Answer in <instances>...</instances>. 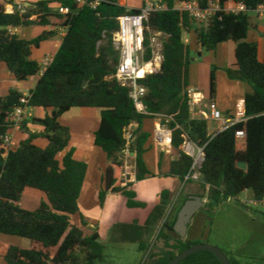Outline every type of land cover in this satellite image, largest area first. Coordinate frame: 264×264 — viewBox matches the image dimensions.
Returning a JSON list of instances; mask_svg holds the SVG:
<instances>
[{"label":"trees","instance_id":"trees-1","mask_svg":"<svg viewBox=\"0 0 264 264\" xmlns=\"http://www.w3.org/2000/svg\"><path fill=\"white\" fill-rule=\"evenodd\" d=\"M163 1L168 9L152 13L146 23L151 31L167 35L163 41L161 71L140 79L147 88L143 102L148 113L136 109L130 88L114 76L120 60L114 34L119 30L118 17L128 11L118 0H107L96 9L78 7L76 0H40L24 11L15 8L13 12H7L5 4L0 3V61L19 81L39 75L42 67L33 59L32 50L55 36L56 31L44 30L35 38L27 39L12 33L10 28L42 25L67 29L52 62L40 75L35 88L29 91L31 106L52 110L44 118L33 119L45 127L44 132L27 131L23 121L21 128L28 132V137L14 147L6 148L3 137L12 126V113L23 93L11 89L6 96H0V235L15 236L27 242L7 244L3 248L1 256L6 264H99L105 261L100 225L85 235L88 223L83 215L78 224L72 223V216L80 212V196L88 172V163L74 157L70 128L60 121L61 116L72 108L96 107L101 110L94 142L108 159L99 192L102 209L110 194L123 196L130 211L147 207V203L137 199L134 181H126L122 176V151L127 144L125 132L136 123L138 126L133 130L128 146L136 154V180L155 176L144 159L152 135L144 130L143 123L158 114L164 115L162 121H168L173 129V147L179 149L178 157L169 164L167 176L175 178L180 185L191 171L194 159L180 148L186 133L195 143L205 146V159L200 169L203 191L199 193L208 200L205 206L214 207L224 199H236L246 190H252L257 199L264 198V60L259 58L258 44L248 40L252 28L250 13L264 0H233L245 4L247 11L220 12L198 25L187 13L173 8L177 0ZM209 1L199 0L201 7H206ZM53 2L69 7L71 12L60 13L52 7ZM131 12H139V9L133 8ZM185 33L193 34L199 56L202 50L213 51L222 42L235 43L236 67L225 70L229 78L244 81L252 87L244 97L246 123L212 135L207 119L192 117L184 92L189 85L191 50L190 41L188 44L183 42ZM145 44L148 46L146 59H149V31ZM216 70L213 66L211 99L216 94ZM241 128L246 131L244 150L236 147L235 132ZM38 137L47 138L48 145L42 148L35 144ZM239 161L245 162L247 168L239 167ZM27 188L41 191L47 200L34 210L22 207L21 197ZM173 197L174 192L170 189L162 190L158 203L145 214L144 225L136 220L128 225L117 224L124 235L139 242L141 251L149 249L145 236L150 233L151 224L165 215ZM187 198L182 199L173 217H167L161 227L157 241L164 242V249L148 255L155 258L154 264H169L178 253L197 243L193 240V231L198 217L189 226L186 238L174 230L178 211ZM198 215L207 222L204 212ZM230 260L233 264H241L237 259ZM179 264L222 263L211 251L202 250Z\"/></svg>","mask_w":264,"mask_h":264},{"label":"crops","instance_id":"crops-1","mask_svg":"<svg viewBox=\"0 0 264 264\" xmlns=\"http://www.w3.org/2000/svg\"><path fill=\"white\" fill-rule=\"evenodd\" d=\"M11 1L12 2H4L3 0H0V3L5 4V8L7 12H13L15 10L16 5L24 4L29 6L40 0H11ZM145 2L146 0H118V3L120 5L125 6L128 9L140 8L141 6L144 5ZM53 8L56 10L55 7ZM258 20H260V18H258ZM198 24L199 23H196L195 25ZM258 27H259L258 22L252 23L251 29L258 30ZM44 30H55L56 35L48 40L43 41L39 47H34L32 50L33 59L38 61L41 67L43 65V62L47 58L49 57L53 58L54 55L57 53V51L59 50L62 44L63 37L66 34L67 29L56 28L53 26H42V25L10 28V31L12 33L18 34L20 37L27 39L35 38L36 36L40 35ZM187 36L190 40V43L193 42V45H196L195 41H193L195 39L193 34L189 33L187 34ZM196 48L198 52L199 48L197 47V45ZM201 57H203V50ZM259 58L261 60H264V52L260 54V48H259ZM213 66L217 67L216 70L217 81H216V94L211 99L210 76ZM235 67H236V55H235V43L233 41H226L220 43L215 50L208 51L207 55H205L204 60L200 61L197 64L193 63L190 65L188 86L195 87L200 92V96L204 97V99L200 104L191 107V115L193 118H199L201 111H209V107H208L209 104H213L217 109L220 108L221 110H223L224 112L222 111L221 112L225 116L234 115L237 104L240 101H244L245 94L252 89V87L248 83L241 80L231 79L227 76V73L224 72V70L227 68H235ZM40 75H42L41 71L39 75L32 76L31 78L25 81H19L10 72L7 65L4 62L0 61V96H6L11 89H18L19 91L20 89H22L23 92H29L31 89L35 88ZM90 108L91 107H82L81 111L80 110L77 111V109L80 108H72L71 110L63 114L60 118L61 123L64 118L67 119L62 124L70 128L71 131L70 147L74 149V157L76 159L79 158L78 160L85 161L86 163H88V172L81 191L80 202L82 198H84L85 200L92 199L95 202L97 201V198H99L102 178L108 164L106 153L101 148L96 146L94 142L95 131L98 129L100 125L101 110L97 108V110H94L95 111L94 114L90 112V115L94 116V118L83 116L85 114V110H88L87 112L89 113ZM51 111H52L51 109L33 107L32 115L26 117L24 120L26 122V126L28 129L27 131H31L34 133L44 132L45 127L42 124L35 122L33 119L44 118L47 114H50ZM207 120L209 123L210 134L215 135L222 130V123L220 121H213L211 119H207ZM159 121L160 118L155 117L151 119H146L143 123L144 130L150 132L152 135L150 138L152 140L150 139L149 140L152 143L154 142V144H149L148 141L147 146H148V151L152 150L153 158L157 165V170L154 173L155 176H151L140 181H137L135 179L133 186L137 192V199L147 203V205L155 204L157 202L158 195L161 193L162 190L170 189L171 191H174L179 186L175 178L167 176L169 164L172 160L178 157L179 149L172 147L170 151H165L155 140L154 130L156 128V125L159 123ZM84 123H85V128L83 130L82 126L84 125ZM131 126L133 127L132 129L134 130L137 128L138 125L136 123H133L131 124ZM11 134L15 139V141L17 142V144L21 140L27 138L29 135L28 132H26L22 128L13 129L11 131ZM236 147L238 150H244L246 148V141L244 140L238 141L236 143ZM170 153L174 154L173 158L169 156L171 155ZM27 190L28 189H26L25 191ZM112 198H117L119 204L123 203L122 206L124 208L123 207L121 208L123 212L119 208V210L121 211L118 214L120 221L117 220V222H111L110 223L111 229L113 228V226H115L118 223L119 225H124V224L128 225V224H132L135 220L136 221L139 220L138 223L140 225H143L145 223L144 219H146V215L143 211H141V209L144 208L135 209L134 210L135 215L131 217V219L129 220L127 214L129 215L128 211L130 210L126 206V199L121 195H114V194L109 195L103 210L102 208L100 209L98 218L100 219L103 218V214L108 205V201L112 200ZM92 204L94 205L93 202L89 205ZM164 213L165 215L163 217L157 219L158 221H155V224L157 225L156 227L158 226L160 227V223H162V221L164 220L167 211L165 210ZM167 215L169 216V213ZM166 219L163 221V223L166 221ZM98 224L100 225L101 231L102 229L103 230L108 229L106 223L103 224L101 220ZM120 234H121L120 236L126 237V235H124L123 233ZM9 238L10 237H8V235H4V234L0 235V264H6L4 258L1 256V253L3 248L7 244H16V245L27 244V242L21 238L18 237L16 238L12 237L10 239ZM103 239L104 237L102 233V240Z\"/></svg>","mask_w":264,"mask_h":264},{"label":"built area","instance_id":"built-area-1","mask_svg":"<svg viewBox=\"0 0 264 264\" xmlns=\"http://www.w3.org/2000/svg\"><path fill=\"white\" fill-rule=\"evenodd\" d=\"M107 0H76L78 7L89 6L96 9L101 3ZM28 6L24 4L16 5L24 11ZM174 9L187 13L196 23L204 21L206 18L212 17L220 12L225 13H240L246 12L247 7L243 3H235L233 0H228L222 3L220 0H210L206 7H201L199 0H177ZM133 8L118 17L119 30L114 34L115 47L120 51V60L116 68L115 77L123 85L130 88V96L134 101L136 109L141 113H148L143 99L147 93V88L140 79L145 78L149 74L158 73L162 69L164 60L163 41L167 35L161 31H151L147 26V22L152 13L162 10H167L168 5L163 0H146L139 12H131ZM57 10L60 13L67 14L71 10L69 7L59 6ZM256 17L264 18V3L258 5L252 12ZM147 31L150 32L149 48L151 56L146 59L148 46L145 44L147 39ZM160 37L162 40H160ZM189 38L185 33L183 42L189 43ZM53 58H47L42 65L41 72L50 65ZM19 105H17L12 113V126L3 137V145L6 148L14 147L17 142L13 138L11 131L21 128L26 117L32 115L33 106L29 104V92H23ZM185 94L188 97L190 107H194L202 102L204 97L200 96V92L195 87H186ZM209 111H201L199 118L211 119L222 123V130L239 123H246L248 116L246 114L245 100L237 104L234 115L225 116L213 104H209ZM161 114L159 123L154 130L155 140L165 150L170 151L173 147V129L169 126L168 121H162ZM179 127V126H177ZM237 142L240 140L246 141V131L244 128L237 129L235 132ZM127 144L122 151L123 173L122 176L126 181H134L136 179V154L128 149V146L133 138V129L130 127L125 132ZM184 141L181 149L192 156L194 161L191 171L185 178L187 180H201V167L205 159V146H200L195 143L188 134H183ZM135 160V162H134ZM240 199V198H239ZM246 205H264V198L257 199L254 194L251 197L240 199Z\"/></svg>","mask_w":264,"mask_h":264},{"label":"rangeland","instance_id":"rangeland-1","mask_svg":"<svg viewBox=\"0 0 264 264\" xmlns=\"http://www.w3.org/2000/svg\"><path fill=\"white\" fill-rule=\"evenodd\" d=\"M52 6L57 9L59 7V3L53 2ZM250 16L252 23L258 22L259 27L258 30L251 29L249 31L248 40L251 42H256L260 48V54H262L264 52V18L258 20L254 13H250ZM160 40H162L161 37ZM190 47L189 67L193 63L197 64L204 60L205 55L208 53V51L203 50V57H201L198 55L196 45H193V42L191 43ZM224 72L227 73L226 70H224ZM78 110L81 111V108L77 109V111ZM89 110V113L87 112L88 110H85V114L83 116L94 118V116L90 115V112L94 114V110H97V108L91 107ZM219 110L224 112L220 108ZM65 120L67 119L64 118L62 123ZM82 127L84 130L85 123ZM150 140L149 144H154V142L152 143ZM34 143L44 148L48 145L49 141L45 137H40L34 140ZM170 154L171 155L169 156L173 158L174 154ZM144 159L149 170L155 173L157 170V165L154 161L152 150L146 152ZM27 189L28 190L24 191L21 197L20 202L22 207L29 210H34L41 204L43 200H47L45 194L41 191L33 188ZM202 191L203 188L201 186L200 180H192L187 183L184 182L180 184L173 191L174 200L167 207L168 209H166L167 213L164 220L167 217H173L172 215H174L177 211V207L182 199L188 197L191 194L199 195V193ZM251 196H253L252 190H246L243 191L236 199H224L222 202H220V204L214 207L204 206L201 208L198 214L200 212H204L208 220L207 222H204V218L201 217V215L197 216L198 221L193 231V240L197 243H208L219 247L227 254L229 259H237L241 264H264V205H246L240 200ZM98 199L99 198H97V201L95 202L92 199L85 200L82 198L80 202V212L72 216V223L74 224L79 223L81 215L84 216L88 223L87 227L85 228V235L91 234L100 220L103 222V224L106 223L108 229H111V222H117V220L120 221L118 214L122 211L121 208L123 207V203L119 204L117 198H112V200L108 201L103 218L100 219L98 218V215L101 208L98 203ZM203 199L206 202L208 201L207 198ZM92 202L94 205H89ZM156 203H158V198ZM155 204L152 205L154 206ZM152 205H147V207L141 209V211L147 214L150 211ZM128 213L129 215L127 214V216L130 220L131 217L135 215V212L132 210L128 211ZM168 213L170 216L167 215ZM163 221L160 223V227L158 226L159 229L156 227L157 225L155 222L154 224H151L152 229L150 233L145 236V240L149 244V249L146 252L139 249V242L133 241L132 237L120 236V233H122L123 229L118 226L119 223L118 225L116 224L113 226L111 230L102 229L106 258L104 262L99 264H154L155 258H150L148 255L150 252L157 253L164 249V242L157 241V235L163 226ZM205 229L206 231H204ZM8 237L12 238L15 236L8 235Z\"/></svg>","mask_w":264,"mask_h":264},{"label":"water","instance_id":"water-1","mask_svg":"<svg viewBox=\"0 0 264 264\" xmlns=\"http://www.w3.org/2000/svg\"><path fill=\"white\" fill-rule=\"evenodd\" d=\"M237 165L243 169L247 168V164L243 161H239ZM206 201L202 196L197 194H191L188 196L182 207L179 209L177 214V219L174 225L175 232L182 238L187 237L189 225L196 213L205 206ZM164 224V223H163ZM208 250L214 253L222 264H233L227 254L221 250L219 247L208 243H196L178 253L169 264H179L188 256L202 251Z\"/></svg>","mask_w":264,"mask_h":264},{"label":"flooded vegetation","instance_id":"flooded-vegetation-1","mask_svg":"<svg viewBox=\"0 0 264 264\" xmlns=\"http://www.w3.org/2000/svg\"><path fill=\"white\" fill-rule=\"evenodd\" d=\"M198 212H199V211H198ZM198 212L196 213V215H195V216H194V218L192 219V222H191V224H190V225H192V224H193V221H194V219H196ZM190 225H189V226H190ZM188 231H189V229H188Z\"/></svg>","mask_w":264,"mask_h":264}]
</instances>
